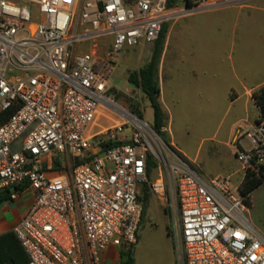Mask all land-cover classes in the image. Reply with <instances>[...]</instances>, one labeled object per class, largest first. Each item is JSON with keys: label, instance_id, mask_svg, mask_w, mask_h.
Returning <instances> with one entry per match:
<instances>
[{"label": "built area", "instance_id": "2783aa9c", "mask_svg": "<svg viewBox=\"0 0 264 264\" xmlns=\"http://www.w3.org/2000/svg\"><path fill=\"white\" fill-rule=\"evenodd\" d=\"M247 1L0 0V193L33 196L13 229L27 264H103L108 250L136 244L146 184L167 203L179 264H264V233L231 178L203 177L118 103L109 81L118 54L154 43L166 23ZM105 37L112 46L100 59ZM86 40L95 49H74ZM244 136L251 148L237 161L264 181V126Z\"/></svg>", "mask_w": 264, "mask_h": 264}, {"label": "crops", "instance_id": "0c3cea01", "mask_svg": "<svg viewBox=\"0 0 264 264\" xmlns=\"http://www.w3.org/2000/svg\"><path fill=\"white\" fill-rule=\"evenodd\" d=\"M233 4L236 3L186 15L164 25L165 37L159 64L160 98L164 89L170 97L166 106L162 102L160 104L166 115V130L170 134L169 124L187 100L193 106L207 108L209 104L211 107L215 101L212 86L217 80L211 75L212 69L208 62L220 64L222 76L225 75L227 80L221 96V102L227 109L224 118L232 115L233 142H236L240 151L244 148V135L254 131L261 119L262 113L253 93L264 86V24L259 21H241L240 15L244 10L264 12V8L250 4L230 6ZM197 13H202L201 19H189ZM216 30L219 33H215ZM109 38L110 49L107 53L113 41L112 37ZM141 44L144 48L139 54L149 52L150 61L156 41H142ZM103 118L99 119L101 126L108 124L103 123ZM237 153H234L236 160ZM241 169L233 171L232 166L230 172L231 177H240L242 183L245 173ZM32 202V195L23 194L16 200L9 199L0 204V235L13 231L27 214ZM251 209V221L264 233V184L252 193ZM122 250H108L103 255V264H121Z\"/></svg>", "mask_w": 264, "mask_h": 264}, {"label": "rangeland", "instance_id": "374dc122", "mask_svg": "<svg viewBox=\"0 0 264 264\" xmlns=\"http://www.w3.org/2000/svg\"><path fill=\"white\" fill-rule=\"evenodd\" d=\"M240 4H250L251 6L264 8V0H249L230 6L238 7ZM183 5L184 3L179 4L180 7ZM242 12L240 15L241 21H259L264 24L263 11L244 10ZM202 13L194 14L189 19L199 20L203 16ZM248 16L250 17L248 18ZM78 30H80L79 18L74 22L72 33H76ZM215 33H219V31L216 30ZM109 41V37L97 41L96 45L99 47L97 53L100 59H106V53L110 49ZM93 44L92 40H86L78 44L74 49L83 53L95 49L96 46ZM143 48L144 45L141 44L123 49L118 54L117 61L112 64L109 81L113 86L112 92L116 93L118 103L131 112L133 105H139L140 109L145 112L144 120L153 125L154 111L147 97L140 90L132 87L127 80L132 71L139 70L149 62V52L142 55L139 54ZM208 63V66L212 69L211 75L217 80L212 86V94L215 97V101L210 108L209 104H207V108H204L193 106V103L190 104L187 100L184 102L180 112L176 111L174 121L169 124L170 134L166 130L167 126L164 132L167 134L170 146L178 151L203 177L218 175L230 177L236 186V194L240 195L241 178L231 177L230 172L232 166L233 171L241 169L239 162L234 157V153L239 151V148L236 142H233L235 134L231 130L233 127L232 115L224 118L227 109L221 102L222 90L225 88L227 80L225 75L222 76L220 64ZM165 91L164 89L160 98V102L164 106L169 103L168 99L170 97L169 92L167 91L168 94H166ZM108 117L113 118L112 115ZM102 121L105 124L109 123L106 117ZM243 146L245 149L251 148V142L248 138L244 139ZM158 177L159 170L154 168L151 179L157 180ZM146 205V217L141 222L139 239L133 248L136 264H179L174 249L173 224L167 203L160 197L150 193V198ZM262 214L264 216V210ZM247 215L252 220L251 207Z\"/></svg>", "mask_w": 264, "mask_h": 264}, {"label": "trees", "instance_id": "16d2710c", "mask_svg": "<svg viewBox=\"0 0 264 264\" xmlns=\"http://www.w3.org/2000/svg\"><path fill=\"white\" fill-rule=\"evenodd\" d=\"M135 0H127L128 3H132ZM184 3L188 6L193 4V0H167L168 8L178 7L179 4ZM165 37V27L163 26L161 34L156 41L151 60L147 65L140 68L139 70L132 71L128 76V82L131 86L140 90L149 100L150 105L154 111V124L152 125L154 130L169 144L167 134L164 132L166 127V115L161 107L159 98L161 94L160 81H159V64L162 55V41ZM253 98L261 110L262 116L258 121V125L264 126V86L260 87L253 93ZM132 112L138 117L144 119L145 112H143L139 105H133ZM156 167V163L149 157L147 176L151 179L152 171ZM51 173L59 174L61 170H49ZM264 181L255 176L254 174H246L241 186L240 191L246 197L248 204L251 206V195L259 188ZM10 191L7 193H0V204L10 199ZM151 187L146 184L143 187V198L144 210L142 214L141 222L146 217L147 205L146 203L150 198ZM141 225V224H140ZM139 239V234L137 241ZM136 241V243H137ZM134 245L124 248L121 252V264H136V260L133 253ZM29 262V256L22 246L21 241L14 231L0 235V264H27Z\"/></svg>", "mask_w": 264, "mask_h": 264}]
</instances>
